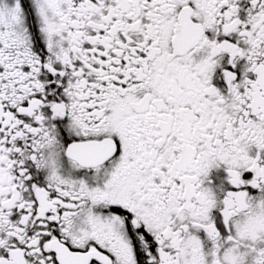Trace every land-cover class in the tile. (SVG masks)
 Here are the masks:
<instances>
[{
    "label": "snow or ice",
    "instance_id": "snow-or-ice-1",
    "mask_svg": "<svg viewBox=\"0 0 264 264\" xmlns=\"http://www.w3.org/2000/svg\"><path fill=\"white\" fill-rule=\"evenodd\" d=\"M0 264H264V0H0Z\"/></svg>",
    "mask_w": 264,
    "mask_h": 264
}]
</instances>
